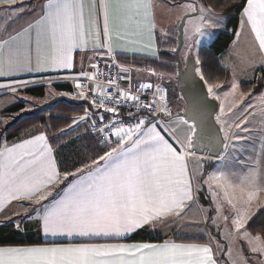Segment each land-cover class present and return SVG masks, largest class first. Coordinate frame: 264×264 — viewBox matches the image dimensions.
Returning a JSON list of instances; mask_svg holds the SVG:
<instances>
[{
  "label": "snow or ice",
  "instance_id": "obj_1",
  "mask_svg": "<svg viewBox=\"0 0 264 264\" xmlns=\"http://www.w3.org/2000/svg\"><path fill=\"white\" fill-rule=\"evenodd\" d=\"M5 3L9 7L4 10L10 13L21 14L25 9L22 2L20 7H11L17 0H0V4ZM158 6L156 0H45L33 21L8 39L0 38V77L14 76L20 72H71L76 50L86 54L87 46L91 43L93 50L104 49L111 53L110 40L113 36L132 45L146 38L148 43L142 44V47L154 48ZM165 7L175 13L180 21L178 27L183 30L185 41L193 36L197 37L195 43L206 36L210 38V34L204 30L216 27L222 19L213 14L210 6L196 3L195 0H167ZM242 15L246 16L260 50L264 51V0H246ZM33 29L36 31L34 48L31 42ZM161 32L163 36L169 35L167 30L161 29ZM26 33L29 34L28 40L21 38ZM185 48L190 51L191 45L186 43ZM122 51L135 52L137 48L124 47ZM172 51L176 52L177 49L173 48ZM88 59L89 67L98 69L97 63L91 62L90 57ZM199 63L197 57L196 64ZM126 71L120 69V72ZM195 71L204 81L207 96L218 99L213 91L218 85L209 84L199 68ZM149 73L157 75L154 70H149ZM81 77L90 81L97 78L96 73L85 71L81 66L78 74L65 76L64 79H72L75 87L81 89L77 95L86 99L84 85L77 82ZM120 78L128 80L126 87H121L109 76V88L115 85L111 92L98 85L96 89H90L93 92V106L118 115L117 106L122 102H131L134 108L148 111L149 116L130 111L128 116L135 120L134 126L117 127L113 133L118 138L116 146L94 160V166H89L87 171L79 169L61 174L44 135L25 139L0 151V212L13 201L45 200L47 196L41 195V192L67 180L69 175L75 177L63 195L55 199L40 217L44 237H62L69 242L53 239L44 245L0 246V264H218L213 248L208 244L119 242L145 226L167 225L176 217H182L188 203L200 190L194 189V180L197 185L202 182L207 186L218 215L222 213L225 203L236 210V215L223 216L222 219L225 222L231 219L229 237L237 246L239 264H264V225L253 234L248 227L251 215L237 207L238 203L250 206L264 194V176L256 168L249 169L235 184L232 177L236 173L222 169L209 172L206 176L203 171L195 177L191 176L187 160L195 155L192 151L193 137L198 131L195 119L177 114L171 122L161 124L156 120L145 127L146 120L152 116H172L165 90L156 86L151 101H147L146 97L141 100L140 95L133 92L143 93L153 89L154 85L139 83L134 87L131 77ZM15 83L25 86L29 81L17 80ZM237 88L238 85L233 83L232 92ZM97 90L99 100L95 98ZM226 114L221 105L216 123L221 125L219 131L223 133L222 147L225 151L230 146V139H243L230 131L232 125L225 127L227 122L221 117ZM85 118L80 117L81 120ZM243 123L246 121L234 126L247 132L249 129L242 127ZM111 127L104 124L98 131L104 133L105 128ZM104 139L107 141L108 138ZM199 159L212 160L213 156L202 155ZM215 159L223 161L225 157L217 154ZM236 190L246 194L247 199L236 201L230 195ZM220 193H223L222 197ZM213 223H216L215 219ZM16 227H20L19 223ZM75 238H81L84 242H71Z\"/></svg>",
  "mask_w": 264,
  "mask_h": 264
},
{
  "label": "rangeland",
  "instance_id": "obj_2",
  "mask_svg": "<svg viewBox=\"0 0 264 264\" xmlns=\"http://www.w3.org/2000/svg\"><path fill=\"white\" fill-rule=\"evenodd\" d=\"M156 3L159 5L156 8V23L158 25V32H160V37L162 36L161 29L167 31H173L170 33L178 32V25L180 21L176 19L175 13L170 11L165 7L167 0H156ZM203 4V3H202ZM205 5V4H203ZM206 6V5H205ZM25 12L34 13L39 9L38 5L33 7L31 10L25 8ZM214 15L222 17L221 20L217 22V26L213 28H206L204 31L209 36L200 39L199 43H195L197 37L193 36L192 39L185 41L184 38V47L181 52V57L183 61H186L188 56H196L198 51L201 47L207 46L209 47L213 41L215 40L217 34L220 31L226 29L228 24V19L222 15L216 14L213 12ZM3 17V15H0ZM12 16L11 18H13ZM3 26H9L7 22H3ZM191 29V25L189 26ZM179 34V32H178ZM191 45V50L189 51L185 48V44ZM253 54V53H252ZM253 57H249V59L243 57L242 60L239 62L237 69L239 70H246L251 65L250 60H254ZM98 62V61H96ZM94 62V63H96ZM91 69L88 67L87 71L90 72ZM65 76L70 77L69 74L66 73H58L56 75H50L48 77H57V79H64ZM135 77L139 81H153L159 87H168L171 92V101L170 107L173 111L174 117L177 114L181 113L185 109V102L181 93L177 88V77H168L166 75L157 74L156 76H152L145 73H135ZM65 80V79H64ZM68 84L73 85V92L60 90L58 89L53 83L45 85V95L43 97L32 95V94H24L15 92L11 95L8 99L0 101V113L4 110L15 106L17 104H24L25 108L22 111L18 112L16 116L26 113L32 112H40L43 110L45 106L51 105L61 99H66L71 102H82L88 106L87 112L84 115L78 116L74 120V124L72 127H77V125L85 126L91 119L95 118L96 112L91 110L89 106H91L89 97L88 98H80L77 93L81 91V89H77L74 87L70 81H67ZM236 83L238 88L233 93L232 92V84ZM243 79H232L231 82L228 84H221L218 87L214 88L213 91L218 95V99H215L219 103V111L216 114H220V107L223 105L225 108L226 115H222V120L226 121L225 127L228 125H232L230 131L232 133H236L238 136L243 137V139H235L232 138L228 141L229 148L222 153L225 157L223 161L217 160L213 158L212 160H203L199 159L201 154H196L194 156L189 157L190 167L192 176L195 177L200 171H203L205 176L207 173L215 171L216 169H222L224 171L234 172L236 176L232 177L233 183H238L239 179L246 174L247 171V163L252 160L255 156L256 151L262 150V141L258 140L261 135L258 131L257 127L261 128L264 127V106H262V102L264 100V91L256 93L254 91L245 92L242 88ZM260 104L261 106H259ZM169 107V105H168ZM231 108V111L228 109ZM80 117H86L85 119L81 120ZM173 117V118H174ZM171 118L168 122H171ZM241 121H246V123L242 124V127H246L249 130L247 132L240 131L235 128L236 123H241ZM11 122L4 120L3 124L6 126L8 123ZM90 125V123H89ZM92 125V124H91ZM255 125V126H254ZM221 127V125H219ZM85 128V127H84ZM260 130V131H261ZM0 138L5 139V134L3 129L0 128ZM118 139V138H117ZM264 139V136H262ZM258 140V142H257ZM254 153V154H253ZM208 156V155H203ZM202 165V168H201ZM261 175L264 176V169L262 168V162L259 163ZM85 169V168H83ZM72 172H77L76 170ZM69 173V172H68ZM71 173V172H70ZM69 178H73V176L69 175L67 180H63V182L56 184L48 193L47 201L50 198L55 197L58 193V188L60 186H64V184L69 180ZM195 188H199L200 190L196 192L198 200H200V206L195 204L191 212H196L200 208V213L197 214L194 220H187L185 212L182 214V217H176L173 222L167 225H157L153 227L155 230H158L161 234H168V236L175 237V236H186L188 229L194 225H200L207 222V226L203 227V231L206 235L203 237H210L215 238L218 242L216 248L221 256V259L224 264H239V256H238V249L235 244L232 243L231 238L229 237V232L232 229L231 219L225 222L222 217L229 216L232 217L236 215V210L232 209L226 203L223 205V211L219 215L214 210L216 205L212 202L213 198L210 193L207 191V186L203 185L202 182L197 185L194 180ZM230 195L236 201L246 200V194H242L239 190L234 192H230ZM220 196H223V193H220ZM262 196L260 197V201L254 200L250 206L244 205L242 203H238L237 207L241 209V212L247 211L251 215L250 221L262 210L264 209V203L261 201ZM222 202V201H221ZM42 203L39 205L34 213H26L22 219V222H19L20 227L24 225L23 222L27 220V218L32 219L33 217L37 216L40 213V209L42 208ZM223 203V202H222ZM216 220V223H213V220ZM208 228V229H207ZM165 230V231H163ZM211 234V235H210ZM202 236V235H201ZM229 249H231V253L229 254ZM251 258V257H249Z\"/></svg>",
  "mask_w": 264,
  "mask_h": 264
},
{
  "label": "crops",
  "instance_id": "obj_3",
  "mask_svg": "<svg viewBox=\"0 0 264 264\" xmlns=\"http://www.w3.org/2000/svg\"><path fill=\"white\" fill-rule=\"evenodd\" d=\"M21 2L25 6V8H27L28 10H31L36 5H38L39 7L42 3L45 2V0H41L38 3H34V4H31L29 0H17V3L14 5H11V7L12 8L20 7ZM197 3H203V2H197ZM8 7L9 5L6 3L0 4V15H3V17L0 16V38L2 39H8L10 36L15 35L17 32H19L25 26H27L30 21H33L36 15H39V9L35 11L34 13L25 12L26 9H24V11L21 14H16V13H10L4 10ZM12 16L14 17L11 18ZM242 21H243V24H242ZM3 22H7L9 26H6V27L3 26ZM100 27L101 29L103 27L102 15H101V20H100ZM170 32H173V31H170ZM170 32L168 36L162 35L160 37V32H158V28H157L155 36H154V44H155L154 48L142 47V44L148 43L146 38L141 43L132 45V44H129L127 40H117L115 36H113L112 39L110 40V46L113 50L111 53H108L104 49L93 50L92 44L89 43L87 46L88 50L86 54L82 53L80 50H76L73 53L74 67L71 70V72H69L68 70H62V71H56V72H53V71L33 72V73L20 72L19 74L14 75V76L0 77V85H4V87H0V96H1L0 101L8 99L15 92L28 94L26 90L31 87L41 86V85L45 86L47 85V83L56 84V83L63 81L62 79H57V77H53V78L48 77L50 75H56L58 73H66V74H69L70 76H73V74L74 75L77 74L76 72H80L81 66H83V69L87 71L89 67V59H88L89 57L91 58V62L93 63L96 61H100L101 59L109 58L110 54H113L116 56L124 55V56H139V57H144V58H157L160 55L161 46L168 41L170 35L172 34ZM237 34H236L234 42L231 44L228 51L221 57V63L226 69L230 71L232 79H243V84H247L255 80L257 76L256 75L257 71L261 69L264 70V51L260 50L259 42L256 39L255 33L252 32L251 25L247 23L246 16H243L242 14L240 17V23H239ZM21 38L24 40H28L29 34L26 33ZM101 39H103V37H101ZM128 39H132V37H129ZM35 41H36V31L35 29H33L31 31V42H32L33 48L35 47ZM124 47H129V48L135 47L137 48V51L124 52L122 51V48ZM153 52H155V55H152ZM253 55L255 59L250 60L251 65L249 66L248 69L246 70L237 69L239 62L242 60L243 57L249 59V57H253ZM261 75L262 74L259 73V76ZM17 80L29 81V83L25 86H20L15 83V81ZM13 89H16V91H13ZM258 105L264 106V100L261 105L260 104ZM43 109H45V107ZM255 127H257L258 129V131L256 132L257 133L259 132V134L261 135V137H259L258 140L262 141V150L258 152L256 151L254 158L247 163V168H248L247 171H249V169L251 168H256L261 173L260 166H259L260 162H262V168L264 169V139H262V136H264V127L262 130L258 126H255ZM73 129L84 131V133L89 132V123L85 126L77 125V127H73ZM38 135H44L46 137L47 143L49 147L52 149L51 155L56 161L57 168L60 171V165L58 161L59 147L58 145H55L56 141L55 142L51 141L48 135V131L44 127H41V126L37 127L35 129H32L22 134L21 136H19L18 138L14 139L11 142H4L2 146L0 147V151H3L5 147H13L15 144L21 143L25 139H32L34 136H38ZM91 164L92 162L88 165L94 166L93 164L92 165ZM187 165H188L189 174L192 176L189 158L187 160ZM74 179L75 177H73L71 181H73ZM68 185L69 184H67V186L63 189L58 188L57 195L55 197L50 198L49 201H47L46 199L43 200L40 213L30 220L29 218H27V220L23 222L24 225L19 228L16 227L17 223L22 222V219L26 213L28 214L34 213L36 208L39 205H41L42 200H39L38 202L36 200L13 201L11 204H7L4 208V211L0 212V227L5 226L12 232L14 231L18 232V234L21 235L20 237L23 239L27 238L29 235H34L36 239L43 241L44 244L53 239H56L57 241H60V242L68 243L69 240L62 238V237H58V238L47 237L46 238L44 237L40 229V223H41L40 217L44 214L45 209L50 207L51 203L55 199H59L60 196L63 195V192L67 190ZM194 189H195V185H194ZM50 190L43 191L40 194L47 195V193ZM261 196H262L261 201H263L264 203V194H262ZM256 201H260V198ZM195 204L200 206V200H198L196 193H195L194 200L189 202L185 209V215H186L187 220H194L197 214L200 213V208L196 212H191ZM21 205H23V207H21ZM17 213H19V215H17ZM204 226H207V222L200 224V225H196V226L192 225L188 229L186 236H175V237L168 236V234H161L159 233L158 230H155L151 226H145L144 228L135 231L134 233L130 234L129 236L120 240L119 242L128 243V244H132V243L163 244L165 242H174L177 244H208L213 248L215 258L217 259L218 264H224L216 248L217 243L215 242H218V241L215 238L203 237L204 235H206L203 231ZM142 232L144 236H147L149 237V239H154V240L129 241V239L136 236L138 233H142ZM71 242L75 243V242H84V241H82L81 238H75ZM89 242H97V241H89ZM99 242H103V241H99ZM110 242H116V241H110ZM44 244H38V245H44ZM26 246H33V245H26Z\"/></svg>",
  "mask_w": 264,
  "mask_h": 264
},
{
  "label": "trees",
  "instance_id": "obj_4",
  "mask_svg": "<svg viewBox=\"0 0 264 264\" xmlns=\"http://www.w3.org/2000/svg\"><path fill=\"white\" fill-rule=\"evenodd\" d=\"M31 4L38 3L41 0H29ZM195 2H203L206 6H210L213 12L222 15L228 19L225 30L220 31L213 43L207 47L203 46L198 51L197 57L200 63L197 64L200 72L204 75L205 80L209 84L221 85L231 82V73L221 63V57L228 51L234 42L240 23V17L243 7L246 6V0H195ZM178 45V32L172 33L166 43L161 46V52L157 58H144L139 56H124L122 59L139 68L154 70L157 74L166 75L168 77L178 76V65L174 58L173 48ZM185 62V61H183ZM259 73L262 74L259 76ZM256 78L253 82L243 84L242 88L245 92L254 91L256 93L264 91V70L257 71ZM53 78V77H51ZM55 86L60 90L73 92L72 85L64 82L56 83ZM28 94L43 97L45 95V86H34L26 90ZM1 97V96H0ZM25 108L24 104H17L0 113V128L3 129L5 139L0 138V147L4 142H11L22 134L35 129L44 127L48 131V135L52 142L56 141L58 145V161L61 174L72 172L74 170L85 168L87 171L91 162L98 159L105 151L110 150L116 144L103 142L99 133L91 130V122L89 132L73 129L76 117L84 115L88 106L82 102H71L61 99L51 105L45 106L40 112H32L16 116L18 112ZM94 110L92 106H89ZM10 121L8 125H4L3 121ZM103 163V162H101ZM91 164V165H92ZM73 178L60 186L65 188ZM264 225V209H262L248 224L249 230L255 234ZM18 232H12L8 228L0 227V246H26L44 244L43 241L36 239L34 235H29L23 239ZM149 237L144 236L143 232L129 239V241H149ZM157 240V239H155ZM201 242V240H200Z\"/></svg>",
  "mask_w": 264,
  "mask_h": 264
},
{
  "label": "water",
  "instance_id": "obj_5",
  "mask_svg": "<svg viewBox=\"0 0 264 264\" xmlns=\"http://www.w3.org/2000/svg\"><path fill=\"white\" fill-rule=\"evenodd\" d=\"M197 3V2H196ZM177 51L174 58L178 65L177 88L185 102V109L179 116L187 119H195L198 124L197 135L193 137L194 147L192 151L201 155H222L224 149L223 133L216 123V114L219 111V103L207 96V88L204 81L196 74V58L189 55L183 62L181 52L184 47V33L178 29Z\"/></svg>",
  "mask_w": 264,
  "mask_h": 264
},
{
  "label": "built area",
  "instance_id": "obj_6",
  "mask_svg": "<svg viewBox=\"0 0 264 264\" xmlns=\"http://www.w3.org/2000/svg\"><path fill=\"white\" fill-rule=\"evenodd\" d=\"M97 65H98V69H93L90 71L92 73H96L97 78L95 80L90 81L87 78L81 77L80 80L77 82L84 85V90L86 91V93L89 97L90 104L94 108V110L96 111V114H97V115H95L94 119L90 120V122L92 124V126H91L92 132L99 133L102 137L103 142H109L116 137L113 133L115 132L117 127L127 128V127H129V125L134 126L135 120L130 119L128 116V113L130 111L137 113L138 115H142L144 117H148L149 113L146 110H143V109L138 110V109L134 108L132 106L131 102H128V103L122 102L120 105H118L117 106L118 115L105 112L102 108H97V107L93 106V103H92L93 92L90 91V89H96L97 85H98L99 88L108 89V91L111 92L112 88H115V85H112L111 88H109V85L107 82L109 76H111L116 81V83L119 84L121 87H126L128 85V80L121 79L120 77L121 76H129V77H131V83L134 87L136 85H138L139 83H152L154 85L153 89L145 90L143 93H136L135 91L133 92V94H135V95H140L141 100H145V97H146L147 101H151L154 98L153 93H155L157 85L155 84V82L139 81L135 77V73H140V72L150 75L149 70H151V69L139 68V67L134 66L133 64H130V63H128L122 59H119L117 56H115L113 54H110L109 58H107V59H101L100 61H98ZM109 65H111V67H109ZM121 68L127 69V71L126 72H120ZM66 80L70 81L72 84H74L72 79L69 78ZM74 87H75V85H74ZM160 88L165 90L164 94L166 96V100L168 101L169 108L171 109V107H170V101H171L170 89L168 87H160ZM95 98L97 100L100 99L98 90L96 92ZM106 103H107V101H106ZM171 112H172L171 117L163 116V114L150 117L149 120H146L145 127L150 126V124L152 122H155L156 120H159L160 123L163 124L165 121H167L168 119L173 117V115H174L173 111L171 110ZM101 117H103L104 119L101 120ZM104 124H110V125H112V127H111V129L105 128L104 133H101L98 131V129L100 127H102ZM105 137L108 138L107 141H105V139H104Z\"/></svg>",
  "mask_w": 264,
  "mask_h": 264
}]
</instances>
